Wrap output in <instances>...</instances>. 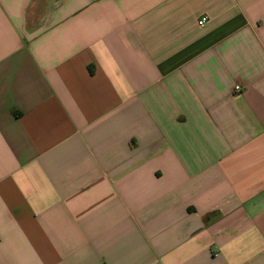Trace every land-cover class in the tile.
Returning a JSON list of instances; mask_svg holds the SVG:
<instances>
[{
	"label": "crops",
	"instance_id": "0c3cea01",
	"mask_svg": "<svg viewBox=\"0 0 264 264\" xmlns=\"http://www.w3.org/2000/svg\"><path fill=\"white\" fill-rule=\"evenodd\" d=\"M0 264H264V0H0Z\"/></svg>",
	"mask_w": 264,
	"mask_h": 264
},
{
	"label": "built area",
	"instance_id": "2783aa9c",
	"mask_svg": "<svg viewBox=\"0 0 264 264\" xmlns=\"http://www.w3.org/2000/svg\"><path fill=\"white\" fill-rule=\"evenodd\" d=\"M206 20H207V18H206L205 16H202V17H200V19L198 20V24H199V25H203V24L206 22ZM235 90H236V91H240V90H241V87L238 86V85H236V86H235Z\"/></svg>",
	"mask_w": 264,
	"mask_h": 264
}]
</instances>
